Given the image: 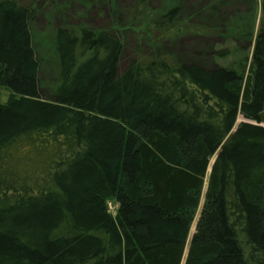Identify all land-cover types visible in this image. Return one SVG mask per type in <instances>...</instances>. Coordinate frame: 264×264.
Returning a JSON list of instances; mask_svg holds the SVG:
<instances>
[{
    "label": "trees",
    "instance_id": "trees-1",
    "mask_svg": "<svg viewBox=\"0 0 264 264\" xmlns=\"http://www.w3.org/2000/svg\"><path fill=\"white\" fill-rule=\"evenodd\" d=\"M122 1L102 0L111 27H55L47 87L36 4L0 0V264H264V0L256 32L206 30L235 33L243 51L253 39L250 54L191 59L157 53L200 33L187 0ZM241 1L254 9L208 0L201 12L233 9L234 22ZM125 26L153 54L137 42L120 66Z\"/></svg>",
    "mask_w": 264,
    "mask_h": 264
},
{
    "label": "rangeland",
    "instance_id": "rangeland-1",
    "mask_svg": "<svg viewBox=\"0 0 264 264\" xmlns=\"http://www.w3.org/2000/svg\"><path fill=\"white\" fill-rule=\"evenodd\" d=\"M26 2L27 4H36L37 9V19L33 20L30 23V28L32 31V39L35 51L37 56L41 59V77L44 79V86L49 85L48 80L52 76L55 75L57 63L56 56L53 50V32L55 27L63 26H76L78 24H91L100 28H108L112 26L111 19L107 18L105 15V10L102 6V0H94L89 5H84L79 1L71 0L70 4H66L65 0H55L53 3L42 2L38 0H21ZM208 0H187L186 6L183 8V16L189 17L190 24L192 28L196 29L195 32L200 33H189L181 37L180 39L167 41L165 42L161 48L157 51V53H165L168 57H176L174 55H179L183 59L192 57V53L202 52L204 49L206 50H214L218 48H229V50H240L245 52L246 54H250L253 39L250 44H247L245 47V51L242 50L244 42H238L236 39L237 35L235 33L229 34L230 36L225 37L224 34L215 33L210 34L206 32L207 29H211L214 26L224 27L226 26V22H229V27L233 28L232 25L242 24V30H246L249 26H253L254 32H256L261 26V2L262 0H254L253 5L254 9L251 10L249 2L241 1L238 6L237 15H245V18L239 19L237 21L233 19L235 17L234 13L236 11L228 10L227 14H213L212 12H201L202 5H204ZM154 6L161 7L165 0H152ZM122 3L125 6L126 1L123 0ZM121 4V1H120ZM252 5V4H251ZM110 6L108 5V8ZM122 8V7H121ZM128 10V7L125 8ZM132 11V8H130ZM103 11V13H102ZM102 13V16L100 15ZM222 14V15H221ZM127 20V18H125ZM221 22V23H220ZM224 22V23H223ZM233 22V23H232ZM223 23V24H222ZM126 27V26H125ZM128 30H127V29ZM125 31H122L124 34V48L122 53V58L120 62V66H123L126 62L128 56L133 54V49L135 45L141 46V50L146 54H153V47L151 43L141 41V35L137 31L135 32L134 28L126 27ZM202 32V33H201ZM212 32V31H211ZM234 35V37H232ZM138 39V40H137ZM249 43V42H248ZM240 47L238 49L237 47ZM240 51L239 54L242 52ZM156 53V52H155ZM200 54V53H199ZM243 54V53H242ZM197 55V54H196ZM195 60V58H194ZM235 57L231 55L227 59L221 58H209L202 57V59H198L197 61L202 63L203 65H214L217 64H227L234 62ZM8 91L6 89H1L0 99L1 101H5L7 98ZM243 117L239 114L237 116L236 124L241 121ZM205 188L203 187V190ZM202 203V202H201ZM107 207L112 214L117 212L118 204L114 200V198H109L107 200ZM199 213V208L194 213L193 221L190 225L189 236L193 232L195 228V222Z\"/></svg>",
    "mask_w": 264,
    "mask_h": 264
},
{
    "label": "water",
    "instance_id": "water-1",
    "mask_svg": "<svg viewBox=\"0 0 264 264\" xmlns=\"http://www.w3.org/2000/svg\"><path fill=\"white\" fill-rule=\"evenodd\" d=\"M242 120L245 121L246 119H242ZM242 120H241V121H242Z\"/></svg>",
    "mask_w": 264,
    "mask_h": 264
}]
</instances>
